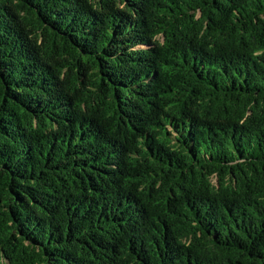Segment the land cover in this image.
Instances as JSON below:
<instances>
[{"label": "trees", "instance_id": "16d2710c", "mask_svg": "<svg viewBox=\"0 0 264 264\" xmlns=\"http://www.w3.org/2000/svg\"><path fill=\"white\" fill-rule=\"evenodd\" d=\"M0 264H264V0H0Z\"/></svg>", "mask_w": 264, "mask_h": 264}]
</instances>
